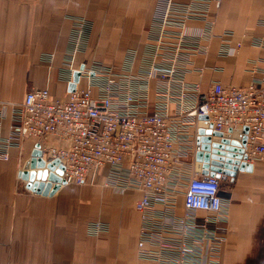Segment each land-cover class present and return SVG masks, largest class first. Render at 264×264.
<instances>
[{
    "label": "built area",
    "instance_id": "obj_1",
    "mask_svg": "<svg viewBox=\"0 0 264 264\" xmlns=\"http://www.w3.org/2000/svg\"><path fill=\"white\" fill-rule=\"evenodd\" d=\"M207 1L216 6L222 2ZM206 13L201 0H159L148 27V53L133 73L137 54L130 51L127 74L95 62L79 68L90 23L72 16L60 76L71 83L79 72L84 86L64 99L52 96L48 88H33L21 101L0 100V160L8 161L10 151L31 138L44 159L59 160L64 186L94 184L102 176L116 191L141 192L136 203L141 218L138 264H220L226 230L219 223L228 220L223 180L188 166L200 150L190 130L199 129L201 116L217 132L247 127V161L264 158V87L259 82L245 88L214 82L207 93L200 84L186 82L192 70L203 75L207 66L195 68L192 59L207 57L216 37ZM195 21L204 22L198 36L187 31ZM220 38L221 56H234L241 48L240 43L231 45L233 33ZM254 44L264 48V40ZM45 60L52 63L53 56ZM154 80L157 96L152 104ZM88 231L105 235L109 223L96 220Z\"/></svg>",
    "mask_w": 264,
    "mask_h": 264
},
{
    "label": "crops",
    "instance_id": "obj_2",
    "mask_svg": "<svg viewBox=\"0 0 264 264\" xmlns=\"http://www.w3.org/2000/svg\"><path fill=\"white\" fill-rule=\"evenodd\" d=\"M158 2L0 0V100L21 101L33 88H48L55 98L67 97L72 82L63 81L60 71L71 42L72 16L90 23L88 47L79 68L95 62L127 74L128 54L135 50L137 58L131 67L137 72L151 44L148 27ZM201 2L216 37L207 57L192 59L195 68L207 66L203 75L192 70L186 82L200 84L202 93L214 82L245 88L257 81L264 87V48L254 44L256 39L264 40V0H222L219 6ZM203 24L193 22L188 33L198 36ZM226 32L234 34L233 47L241 44L234 56L220 55V36ZM47 56H53L52 63L45 60ZM81 86L84 82L78 83ZM156 88L154 80L152 104ZM175 113L172 106L171 114ZM197 137L194 126L190 138L196 142ZM36 145L28 138L10 151L8 161L0 160V264H138L141 218L136 203L141 192L116 191L101 176L91 185L63 186L52 197L33 193L20 175ZM195 163L193 158L188 162L194 172ZM247 163L251 171L221 182L228 220L219 223L226 230L220 264H264V158ZM181 207L180 200V213ZM100 219L109 223L108 233H89V224Z\"/></svg>",
    "mask_w": 264,
    "mask_h": 264
},
{
    "label": "water",
    "instance_id": "obj_3",
    "mask_svg": "<svg viewBox=\"0 0 264 264\" xmlns=\"http://www.w3.org/2000/svg\"><path fill=\"white\" fill-rule=\"evenodd\" d=\"M80 81L76 72L69 92H75ZM196 144L200 150L194 156L196 172L203 176H216L223 181H234L239 172L251 171L247 163L246 144L249 129L230 130L227 133L214 131L205 123L206 116L199 118ZM235 139V140H233ZM55 166H59L55 170ZM32 172H29V170ZM64 168L59 160L47 162L39 145H36L31 159L26 163L20 178L26 181L27 189L42 196H54L65 185L62 175Z\"/></svg>",
    "mask_w": 264,
    "mask_h": 264
},
{
    "label": "rangeland",
    "instance_id": "obj_4",
    "mask_svg": "<svg viewBox=\"0 0 264 264\" xmlns=\"http://www.w3.org/2000/svg\"><path fill=\"white\" fill-rule=\"evenodd\" d=\"M89 185H91V184H89Z\"/></svg>",
    "mask_w": 264,
    "mask_h": 264
}]
</instances>
